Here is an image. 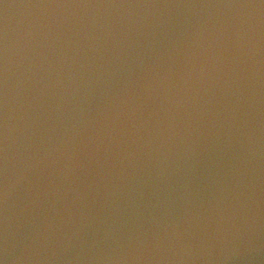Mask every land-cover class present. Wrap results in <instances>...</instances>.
I'll list each match as a JSON object with an SVG mask.
<instances>
[{"label": "water", "instance_id": "water-1", "mask_svg": "<svg viewBox=\"0 0 264 264\" xmlns=\"http://www.w3.org/2000/svg\"><path fill=\"white\" fill-rule=\"evenodd\" d=\"M0 264H264V0H0Z\"/></svg>", "mask_w": 264, "mask_h": 264}]
</instances>
